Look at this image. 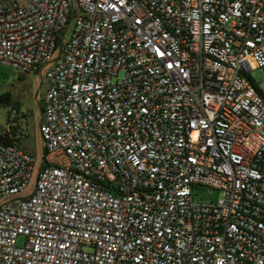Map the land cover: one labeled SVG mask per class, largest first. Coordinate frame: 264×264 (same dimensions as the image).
<instances>
[{"label":"built area","instance_id":"2783aa9c","mask_svg":"<svg viewBox=\"0 0 264 264\" xmlns=\"http://www.w3.org/2000/svg\"><path fill=\"white\" fill-rule=\"evenodd\" d=\"M0 64V264H264V0H0Z\"/></svg>","mask_w":264,"mask_h":264},{"label":"rangeland","instance_id":"374dc122","mask_svg":"<svg viewBox=\"0 0 264 264\" xmlns=\"http://www.w3.org/2000/svg\"><path fill=\"white\" fill-rule=\"evenodd\" d=\"M251 76L264 92V67L252 71ZM46 82L45 75L20 73L12 66L0 64V95L11 92L12 106L0 104V127L3 126L12 110L18 107V121L24 133L17 140L30 154L39 159L44 153L40 131L41 107L44 104ZM221 197L219 190L206 187L205 200H216ZM25 239L21 235L18 245H24Z\"/></svg>","mask_w":264,"mask_h":264},{"label":"trees","instance_id":"16d2710c","mask_svg":"<svg viewBox=\"0 0 264 264\" xmlns=\"http://www.w3.org/2000/svg\"><path fill=\"white\" fill-rule=\"evenodd\" d=\"M12 103H13V101H12V94H11V92H6V93L0 95V104L12 106ZM14 109L16 111H19L18 110V107H15Z\"/></svg>","mask_w":264,"mask_h":264}]
</instances>
